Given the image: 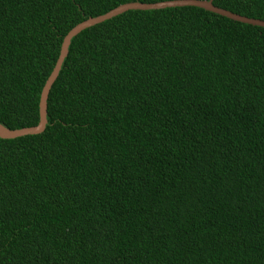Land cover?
Here are the masks:
<instances>
[{
  "label": "trees",
  "instance_id": "trees-1",
  "mask_svg": "<svg viewBox=\"0 0 264 264\" xmlns=\"http://www.w3.org/2000/svg\"><path fill=\"white\" fill-rule=\"evenodd\" d=\"M134 1L165 0H0V123L37 125L64 36ZM46 102L0 137V264H264V27L126 10L71 38Z\"/></svg>",
  "mask_w": 264,
  "mask_h": 264
},
{
  "label": "water",
  "instance_id": "water-1",
  "mask_svg": "<svg viewBox=\"0 0 264 264\" xmlns=\"http://www.w3.org/2000/svg\"><path fill=\"white\" fill-rule=\"evenodd\" d=\"M212 1L213 0H165L161 2H155V3H141L138 1L127 2V3H123V4L116 6L115 8L107 11L104 14H101L95 17H89L86 20H83L82 22L76 24L64 36V39L62 41L61 48H60V53L58 55L56 63L42 87L40 98H39V121L37 125L11 129L0 123V137L1 138H15V137H19V136H23L27 134H37L44 130L45 125L47 123V118H46L47 102L46 101H47L48 93H49V90L53 82L55 81L58 75L62 61L68 53V46L70 44L71 38L75 36L76 34H78L84 28L92 26L99 22H102L106 19H109L122 12H125L126 10H129V9H141V10L159 9V8H166V7H177V6L190 5V6L201 7L203 9L218 13L220 15L226 16L236 21L264 27V20L242 16V15L233 13L231 11H228L226 9L216 7L213 5Z\"/></svg>",
  "mask_w": 264,
  "mask_h": 264
}]
</instances>
